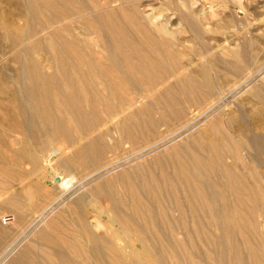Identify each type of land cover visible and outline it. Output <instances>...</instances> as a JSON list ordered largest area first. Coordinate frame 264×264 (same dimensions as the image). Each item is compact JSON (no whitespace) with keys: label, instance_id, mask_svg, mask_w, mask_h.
<instances>
[{"label":"bare ground","instance_id":"6f19581e","mask_svg":"<svg viewBox=\"0 0 264 264\" xmlns=\"http://www.w3.org/2000/svg\"><path fill=\"white\" fill-rule=\"evenodd\" d=\"M23 2L26 9L22 15L25 18L37 17L45 13L44 10L51 14L47 15V23L39 29H24L23 26H17V23L13 26V22L5 25L6 32L11 35L13 42H25V46L17 52L11 50V53H8L9 57L12 56V60L19 64L15 74L11 77L0 75L16 87L9 100L10 109L1 107L0 116L4 119H15L13 128L26 136V141L24 140L13 153V163L26 159L32 165L29 173L40 170L39 159L48 163L47 168H51L53 162L63 168L70 161L75 164L77 162V165L83 168L98 164L104 158L106 145L103 139L104 134L108 132L105 130L94 137L91 132L104 122L101 112L114 115L124 112L115 122V126L127 137L134 136L142 125L151 124L146 99L150 96L156 98L155 86L164 83L168 73H173L178 79L179 88L173 89L170 85L164 87L159 94V102L166 105L180 104L188 102L194 95H199L198 99L209 100L204 110L206 112L218 106L224 97L220 91L214 94L215 88L205 66H201L198 71L190 69L189 73H176L180 61L174 42L165 37H153L146 26L136 20V16L128 15L129 11L128 14L123 12L122 16L117 17L113 10L105 9L106 12L99 17L84 18L80 22V27L85 29L86 35L96 32L98 26L100 28L96 33L103 58L98 61L95 52L87 51L75 37L77 35L74 36L73 24L66 28L67 34L63 35L58 30L65 18L80 12V6L77 5V10H72V2L65 0ZM125 24L133 27L137 35H141L142 41L135 38L137 35H131ZM105 29L108 34L104 35L102 32ZM160 30L162 33L166 32L163 27ZM124 48L143 52L136 61L122 59L118 52ZM235 57L241 59L237 52ZM249 74L238 86L251 80L252 75ZM138 85L143 86V90L136 92V95H139L134 100L130 94L135 93ZM2 86L4 83L0 84V87ZM252 94L259 96L255 88ZM113 98L119 99L116 104L113 103ZM132 100L141 101V105L133 107L135 102ZM171 110L180 120L186 116L184 107L173 106ZM197 113L198 111L191 113V120L182 121V127L186 128L197 122L200 115ZM161 115L163 117L165 113ZM143 116L146 118L141 119ZM209 123V132H200L195 142L187 145L176 144L167 155L156 153L147 164H140L132 169H129L132 164L129 168L123 166L116 175L92 186L89 201H86L88 195L79 194L72 200L70 208L49 219V214L54 212L53 206L75 190L74 182L77 176L67 169L53 176L52 186L53 183L57 184L61 190L58 196H53L49 188H44L40 182H34L33 190L42 199H49L46 209L25 228H30L41 218H44L43 221L47 220L46 227L39 229L37 234L36 244L41 250V258H35L31 254L34 245L32 240L21 249L19 256L8 264H54V260L59 264H81L76 256L82 254H88L101 264H162L151 250V239L155 237L150 236V231L151 227L159 222L167 228L165 224L169 221L166 216L170 213L167 208L181 212V217L187 212L193 213L196 207L200 211L203 209L209 215L210 222L218 223L224 234L235 228L244 230L249 223L248 216L254 211L252 208L257 207L258 201H264V187L260 184L259 172L261 162L253 154H247L246 166L240 164L241 170L232 168L227 159L238 161L243 156L242 149H246L244 142L238 139L237 133L230 129V124L220 115ZM41 133L58 137L61 142L67 144L64 150L68 148L69 152L65 154L64 150L56 148L60 151L49 149L46 155L36 156L29 153L27 147L32 144L30 138H35ZM85 134V141H78V136L83 137ZM248 143L253 146L251 141ZM46 148L47 146H42L43 151ZM104 169L106 167L88 173L79 179L78 184L83 186L84 181ZM0 172H5L1 166ZM14 178L18 179L20 175H14ZM231 195L236 198L234 202L229 198ZM248 201L251 203L245 208L243 203ZM184 204L190 205V210L185 209ZM248 208H251V211ZM47 209H50L49 213ZM17 213L19 217H23L20 212ZM193 217L195 219V216ZM194 219L191 223L193 228L198 224L202 225L203 222L198 220V217ZM182 221L186 224L185 218ZM19 224L17 221L15 226ZM96 228L102 229L103 232H97ZM169 228L171 226H168ZM159 237L164 254L172 252L177 256L181 244L169 237L168 233ZM255 246L256 248L253 244V247L249 248L248 258L253 264H264V252L258 248V244ZM61 247L66 253L58 255L55 259L49 251L56 252ZM231 256L230 253L229 262ZM245 258V255L241 256V259ZM184 260L186 261L185 258ZM196 263L199 262H191ZM231 264L242 263L232 259Z\"/></svg>","mask_w":264,"mask_h":264},{"label":"rangeland","instance_id":"374dc122","mask_svg":"<svg viewBox=\"0 0 264 264\" xmlns=\"http://www.w3.org/2000/svg\"><path fill=\"white\" fill-rule=\"evenodd\" d=\"M65 1L72 2V10L73 8L77 10L76 6H80V12L65 18L60 23L58 30L63 35L67 34L66 28L73 24L72 31L75 32L74 36L77 35L75 37L81 43L78 42L84 45L87 51H94L95 58L98 61L103 58L102 47H100L101 45L97 40L98 33H96L100 28L98 26L96 32H90L86 35L85 29L80 27V22L84 18L99 17L106 12L105 9L113 10L117 17L122 16L123 12L129 13V16H136V20L141 22L142 26H146L153 37H165L174 42L177 57L180 61L179 66L176 68V73H189L190 69L198 71L201 66H205L215 88L214 94L216 95L217 91H220L224 97L218 106L206 112L204 110H206V103L209 100L198 99L199 95H194V99L191 98L187 100L188 102L166 105L164 102L158 101L160 92L167 88V85H170L173 89L179 88L178 79L173 73H168L166 74L168 80L166 79L164 83H159L155 86L156 98L150 96L146 99L149 107L148 118H150L151 124L142 125L136 130L134 136L127 137L121 132L120 128L115 126V122L121 118L124 112H119L115 115L104 111L101 112L100 115L104 122L93 129L91 136L102 134L105 130L108 132V134H104L103 142L106 147L102 161L87 168L78 166L77 162L76 164L71 161L67 162L65 168L61 165L56 166V163L53 162L52 167L47 168L48 163L43 159H39L40 170L35 173H29L32 165L26 159L20 158L19 162L13 163L14 151L27 138L20 131L13 128L14 126L12 125H14L15 119L11 120L9 117L4 119L0 116V166L5 171L4 173L0 172V264H8L13 258L18 257L21 249L32 240L34 245L32 246L31 254L35 258H41V250L36 244V241H38L37 234L39 229L46 227L47 220L43 221L44 218H41L30 228H25L46 209L49 199H42L33 190L32 184L34 182H40L44 188H49L53 196H58L61 190L57 187V184L53 183L54 187L52 186L53 176L57 172L65 171L66 169L77 176L76 183L74 182L75 190L68 193L53 206L54 212L49 214V219L62 212V210L70 208L72 200L79 194L88 195L86 201H89V193H91L92 186L99 181H104L116 175L124 167L129 168V165L132 164L129 168L132 169L137 165L147 164L157 154L167 155L176 144L187 145V143L195 142L200 132H209V122L218 115L230 124V129L237 133L238 139L244 142V148H246L242 149L241 153L243 156L238 161L228 158L227 163L232 168L241 170L240 164H244V166L247 164L246 155L253 154L261 162L259 170L260 184L262 188L264 187V114H262V111H264V0ZM23 3V0H0V75L2 77H11L19 66L18 63L12 60V56L9 57L11 53L9 51L17 52L25 46V42H13L11 35L6 32V23L12 24L13 22V26L17 23V26H23L24 29H39L47 23V15H51L50 12L44 10V7L45 13L34 18H25L23 15L26 7ZM127 11L129 12L127 13ZM121 22L123 23V21ZM125 26L130 34L132 33L133 36L137 35V31L133 27L129 24H125ZM161 27L165 28L169 34L168 32L162 33ZM102 33L104 35L108 34L107 29ZM137 36L135 38L142 41V38L140 39L141 35ZM141 52L143 51L124 48L119 50L118 55L122 59L129 58L136 61L137 57L142 54ZM236 52L241 55V59L235 57ZM248 74L249 76L252 75L251 80L238 86L248 77ZM2 77L0 76V84L4 83V86L0 87V108L10 109L9 100L13 89L16 87L11 82L2 79ZM254 88L258 90L259 96L252 94ZM232 89L233 91H231ZM141 90H143V86L138 85L135 93L130 94L131 96L133 95L132 98L134 100L139 95L138 93L136 95V92ZM118 100V98H113L112 101L116 104ZM134 100L132 102H135ZM23 101L25 102L24 98ZM153 104H156V106H153ZM140 105L141 101H136L133 107H139ZM178 105L184 107L186 111V116L181 117V120L171 110L173 106ZM195 111L200 114L197 122L183 128L182 123L187 119L191 120L193 117L191 113ZM161 113H165V115L162 117ZM145 118L144 116L141 117V119ZM9 120L14 122L11 123ZM85 136L87 134L83 137L78 136V141L82 139V142H84ZM248 141H251L253 146ZM30 142L32 144L27 147V150L36 156L40 154L46 155L49 149L60 148V150H64L67 146L58 137L45 136L43 133L35 138H30ZM44 145L47 148L43 151L42 146ZM60 150L56 149L55 151L59 152ZM68 152V148L64 150L65 154ZM105 167L106 169L84 181L83 186L78 184L79 179L81 180L88 173ZM14 175H20V178L15 179ZM219 181L221 182V178ZM229 198L233 202L236 200L235 196L232 195ZM250 203V201L244 202L243 206L246 208ZM91 204L93 205V203ZM184 206L185 209L190 210V205L184 204ZM50 209H47L48 213ZM197 210L199 215L196 214ZM248 210L251 211V208H248ZM252 210L254 211L248 216L249 223L244 230L235 228L224 234L218 223L210 222L209 215L203 209L200 211L196 207V212L191 213L192 216L189 214L190 212H187L186 215L181 217V212L167 208V211L170 212L166 216L169 221L165 224L167 228L161 226L163 225L162 222L156 223L154 227H151L150 236L157 237L156 239H151L153 243L151 250L159 257L162 264H191L192 261L199 262L196 264H231L232 259L242 264H253L248 258L249 248L253 247V244L256 248L255 245L258 244V248L264 252V201H258L257 207L252 208ZM17 212H20L23 217H19ZM5 215H12L10 223H3L2 219ZM193 216H195V219L198 217V220L203 222L202 225L198 224L196 228H193L191 224L193 222L192 219H194ZM183 218L186 219V224L182 221ZM12 221L15 223L18 221L20 224L15 226ZM168 226H171V228L168 229ZM160 228L164 231L159 230ZM96 230L99 233L103 232L99 228H96ZM163 233H168L169 237H173L181 244L177 250V256L172 252H165L164 254L158 239ZM222 239L224 240L221 241ZM8 248L9 250H7ZM49 253L57 259L58 255L66 252L61 247L59 251L50 250ZM230 253L232 254L230 257L231 263L228 259ZM242 255L247 258L241 259ZM77 258L81 264H101L91 256L89 257L88 254L77 255ZM54 262V264H59L57 260H54Z\"/></svg>","mask_w":264,"mask_h":264},{"label":"built area","instance_id":"2783aa9c","mask_svg":"<svg viewBox=\"0 0 264 264\" xmlns=\"http://www.w3.org/2000/svg\"><path fill=\"white\" fill-rule=\"evenodd\" d=\"M11 220H12V215H5L2 219L4 224L10 223Z\"/></svg>","mask_w":264,"mask_h":264}]
</instances>
